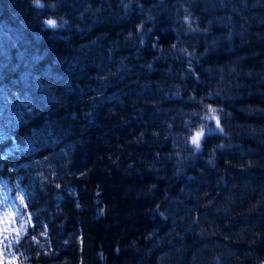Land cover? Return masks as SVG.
Segmentation results:
<instances>
[{
  "label": "trees",
  "instance_id": "1",
  "mask_svg": "<svg viewBox=\"0 0 264 264\" xmlns=\"http://www.w3.org/2000/svg\"><path fill=\"white\" fill-rule=\"evenodd\" d=\"M84 2L86 0H63L62 10L74 12ZM92 2L107 5L108 0ZM111 3L115 6L116 0ZM69 4L75 7L68 9ZM45 14L47 10L34 9L30 0H0V156L7 157V160L0 159V176L21 178V190L29 197L36 230H43L47 225L52 245L59 251V255L53 257L42 255L33 264H62L65 258L70 264H78V236L82 241L84 264H101L97 256L101 244L108 254L107 264H137L141 254L133 253L126 246L153 226L145 209L151 208L155 200L137 196L138 190L151 182L159 183L161 189L167 185L174 194L179 183H185L193 192L210 191L207 199L215 198L217 202L223 201L226 195H234L242 203L236 209L237 214L231 217L217 215L212 208L201 209L202 214L206 212L218 225L220 234L201 239L193 232L186 238L187 243L193 249L205 243L227 244L241 255L248 250L264 255V208L259 212L245 211L248 202L255 199V192L246 184L251 183L257 191L264 187V167L248 170L237 167L247 156L264 165V147L255 153L242 154L238 147L222 152L219 167L226 169L229 179L227 185L219 187L216 186L219 173L199 159L189 164V171L195 173L196 179L187 180L182 176L179 181L171 182L156 180L140 162V157L146 161L155 159L153 152L157 142L151 137V131L162 128L160 122L165 116L150 102L163 99L157 82L167 84L169 81L164 72L166 61H157L155 71L141 65L155 55V50L151 49L153 35L159 34L164 44L172 39L170 29L167 34L164 32L167 23L156 22L155 32L149 34L148 46L140 49L137 57L138 45L124 41L123 33L134 27L144 9H136L128 20H119L105 12L104 26L92 32L103 37L102 46L90 51L75 50L77 44L84 42V36L77 37L73 30H42L38 21ZM70 34L74 38L66 39ZM110 42L119 48L111 58L107 53ZM123 56L129 57L127 64L132 66L131 70L125 69L118 77H112L111 71ZM105 75L109 81L107 86L103 81ZM146 82L151 86L146 87ZM191 84L189 81V86ZM261 99L264 100V96ZM171 104L166 101L163 107ZM111 109H115V115ZM41 124L44 128L40 132L29 133V129ZM49 130L52 135L48 134ZM141 131L148 143L137 146L132 141ZM45 138L46 146L53 149L50 162L57 163V179L63 184L59 192L50 184H42L35 175L44 163H37V153L41 151L40 141ZM216 138L210 137L209 142ZM58 140L67 146L66 151L73 161L71 176L63 168L64 154L54 151ZM160 150L167 151V148ZM116 156L120 157L119 165L110 159ZM130 160L136 161L135 169L127 168ZM158 163L164 165L170 175L171 164L166 160ZM9 167L16 171L9 173ZM97 184L103 189V199L109 206L106 217L96 215L93 189ZM161 194L158 190L157 196ZM78 204L82 207H77ZM169 206L183 208L178 202ZM156 224L163 222L157 219ZM253 232H259L261 238L249 249L247 240L252 239ZM234 234H242L245 241L234 240ZM65 239L71 243L64 245ZM117 241L121 247L119 255L113 252ZM141 264H154V260H144ZM182 264H187V260ZM226 264H233V260H227ZM244 264H252V261L245 260Z\"/></svg>",
  "mask_w": 264,
  "mask_h": 264
},
{
  "label": "clouds",
  "instance_id": "2",
  "mask_svg": "<svg viewBox=\"0 0 264 264\" xmlns=\"http://www.w3.org/2000/svg\"><path fill=\"white\" fill-rule=\"evenodd\" d=\"M30 4L34 9L47 10V14L41 15L38 21L42 30H73L77 37L84 36V42L76 45V51H90L102 46L103 37L92 35V32L104 26L105 12L117 16L119 20H128L136 9H144L143 16L139 17L134 27L123 33L124 41L138 45L137 57L140 49L148 46L149 34L155 32L156 22L161 20L167 23L164 32L167 34L170 29L172 39L164 44L160 42L159 34L153 35L151 49L155 50V55L141 65L155 71L157 61H166L164 72L169 77L167 84H156L157 89L163 92V99L150 102L165 116L160 122L162 128L151 131V137L157 142L153 152L155 159L146 161L143 157L139 158L145 164L144 170L153 173L156 180L179 181L182 176L194 180L196 175L189 171V164L199 159L219 173L217 187L227 185V171L219 167L221 153L237 147L242 154L255 153L264 147V100L261 99L264 96L262 0H151L147 4L144 0H116L115 6L111 0H108L107 5L86 0L74 12L62 10L65 7L63 0H30ZM67 7L73 9L75 6L69 4ZM73 38L71 34L66 37ZM118 50L110 42L108 57L111 58ZM221 57L224 59L221 60ZM128 59V56L119 58V63L110 75L118 77L125 69L130 71L132 66L127 64ZM103 81L107 86V75ZM189 81H192L191 86ZM145 86L151 85L146 82ZM166 101L172 102L170 107H163ZM111 111L113 115L116 114L115 109ZM43 128L41 124L29 129V133L40 132ZM48 134L53 133L49 130ZM210 137L218 138L210 143ZM132 143L137 146L147 144L145 133L141 131ZM46 145V138L40 141L41 151L37 153V163H44L35 175L42 184H50L59 192L63 184L57 179V163L50 162L53 149ZM66 147L58 140L54 151L64 154L66 159L63 168L71 176L73 161ZM164 148L167 151L162 152L160 149ZM0 159L7 160V157L0 156ZM110 159L113 164L119 165V156ZM161 160L171 164L170 175L165 166L158 163ZM225 163H228L227 159ZM237 167L248 170L264 165L247 156ZM127 168L135 169L136 161L130 160ZM15 171V168H8L9 173ZM197 171L202 173L203 169ZM77 178H80V174H77ZM246 187L255 192V199L248 202L245 211L259 212L264 208V187L258 191L251 183H247ZM21 188V178L0 176V264H33L42 255H59L52 245L48 226L36 230L29 197ZM158 190L162 193L159 196ZM210 194V191L193 192L185 183H179L175 194L167 185L161 189L157 182L148 183L138 190L137 196L153 198L155 203L145 209L153 226L126 246L133 253L141 254L137 264L144 260H154V264H182L185 260L187 264H226L229 259L233 260V264H244L249 259L252 264H264V255L251 250L241 255L229 249L227 244L205 243L193 249L187 243L186 238L193 232L201 239L220 234L218 225L209 219L206 212L202 214L201 209L212 208L217 215L231 217L237 214L236 209L242 203L234 195H226L221 202L215 198L207 199ZM176 202L183 208L169 206ZM93 203L97 217H106L109 206L103 199V189L99 184L93 189ZM77 207L82 205L78 204ZM157 219L163 224H156ZM260 238L259 232H253L252 239L247 240L249 249ZM233 239L245 241L246 238L242 234H234ZM69 243L71 241L67 239L63 241L64 245ZM76 244L78 264H84L80 236ZM120 251L117 241L113 252L119 255ZM97 256L101 264H107L108 254L102 244ZM62 264L70 262L65 258Z\"/></svg>",
  "mask_w": 264,
  "mask_h": 264
}]
</instances>
